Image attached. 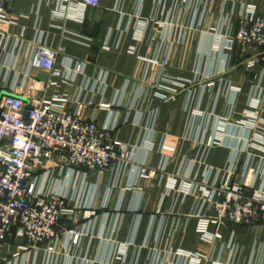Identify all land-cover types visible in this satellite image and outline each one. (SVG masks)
<instances>
[{
    "label": "crops",
    "instance_id": "1",
    "mask_svg": "<svg viewBox=\"0 0 264 264\" xmlns=\"http://www.w3.org/2000/svg\"><path fill=\"white\" fill-rule=\"evenodd\" d=\"M12 1V25L0 23V101L65 99L68 112L111 127L112 139L135 152L103 173L49 163L48 179L59 181L74 213L58 241L36 250L10 238L0 264H179L177 251L206 255L204 264H264V221L224 225L223 239L210 244L199 232L210 204L201 191H185L219 187L250 135L245 121L264 123V103L257 108L253 98L264 89V67L247 64L262 49L231 43L243 19L264 17V0ZM38 46L59 53L55 73L31 67ZM212 138L222 144L209 147ZM144 168L154 177H143ZM78 226L83 237L73 245Z\"/></svg>",
    "mask_w": 264,
    "mask_h": 264
},
{
    "label": "built area",
    "instance_id": "2",
    "mask_svg": "<svg viewBox=\"0 0 264 264\" xmlns=\"http://www.w3.org/2000/svg\"><path fill=\"white\" fill-rule=\"evenodd\" d=\"M189 5L195 0H180ZM84 7L97 8L100 0H83ZM12 0H0V23L12 25L10 10ZM233 46L242 50L250 47L262 49L247 64L249 67H264V17L253 15L242 20ZM59 53L38 46L30 60L33 69L55 73ZM175 90L167 97L173 99ZM254 100L257 108L263 107L264 89L256 90ZM252 115L243 127L250 131L244 139L241 152L234 153L225 181L210 190L188 185L187 193L202 192L209 202V216L201 219L199 232L210 244L223 239L220 228L224 225L248 227L264 221V123ZM113 129L100 128L95 121H86L81 113L66 110V100H37L25 102L17 96H5L0 101V246L10 238L25 241L23 251L36 250L51 241H58V228L74 212L68 200L57 190L58 180L51 179L47 170L49 163L63 169L79 172L98 171L103 173L112 165L122 168L129 164L134 150L112 139ZM222 144V139H210L208 146ZM242 160L241 182H235L236 164ZM168 158L158 169L165 171ZM257 163V165H256ZM235 164V165H234ZM157 171V170H156ZM155 170L142 169L141 175L153 178ZM257 174L255 175V173ZM217 230L210 232L209 227ZM73 245L83 237L81 227L70 231ZM179 264H204L208 257L184 251L174 253ZM218 264V263H215Z\"/></svg>",
    "mask_w": 264,
    "mask_h": 264
},
{
    "label": "rangeland",
    "instance_id": "3",
    "mask_svg": "<svg viewBox=\"0 0 264 264\" xmlns=\"http://www.w3.org/2000/svg\"><path fill=\"white\" fill-rule=\"evenodd\" d=\"M246 122V121H245ZM248 122V121H247ZM256 123H257V125H259V123H260V121H256ZM260 125H261V123H260ZM129 151H132V150H129ZM133 159H134V155H133V157H132V160H131V162L133 161ZM130 162V163H131ZM145 169V168H144ZM158 170V169H157ZM257 174V172L255 173V175ZM244 228H246V227H244ZM175 257H177L176 255H174ZM206 256V255H205Z\"/></svg>",
    "mask_w": 264,
    "mask_h": 264
}]
</instances>
